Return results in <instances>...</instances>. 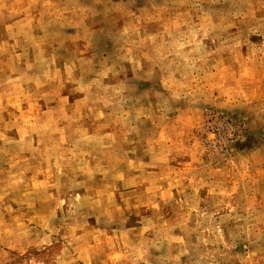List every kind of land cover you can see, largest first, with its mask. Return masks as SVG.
Wrapping results in <instances>:
<instances>
[{"label":"rangeland","instance_id":"rangeland-1","mask_svg":"<svg viewBox=\"0 0 264 264\" xmlns=\"http://www.w3.org/2000/svg\"><path fill=\"white\" fill-rule=\"evenodd\" d=\"M0 264H264V0H0Z\"/></svg>","mask_w":264,"mask_h":264}]
</instances>
